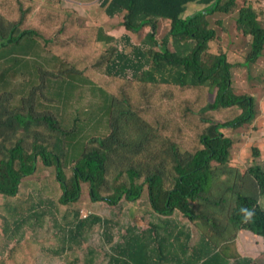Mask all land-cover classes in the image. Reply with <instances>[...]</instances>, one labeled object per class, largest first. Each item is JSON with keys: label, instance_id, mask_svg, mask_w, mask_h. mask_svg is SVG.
<instances>
[{"label": "trees", "instance_id": "1", "mask_svg": "<svg viewBox=\"0 0 264 264\" xmlns=\"http://www.w3.org/2000/svg\"><path fill=\"white\" fill-rule=\"evenodd\" d=\"M215 1L101 0L93 9L97 12L102 7L105 17L97 14L96 21L120 17L131 35H140L150 27L132 52L119 53L111 47L105 56L96 28L85 26L84 21L73 16V10L50 6L60 0H48L42 6L39 0H0V51L8 50L0 55V93L13 88L18 74L25 78L28 88L32 85L28 100L34 98L30 109L28 100L22 99L21 106L11 111L7 107L14 93H4L2 100L7 107L0 102V142L25 135L42 121L49 122V131L60 124L50 115L36 118L35 93L43 85L38 86L36 81L39 73L41 77L43 74L38 71L35 55L28 54L41 46L42 51L53 55L52 59H60L57 51L62 45L77 46L79 53L71 50L63 58L84 77L111 79V92L114 99L121 96L124 114L122 128L112 121L109 135L93 138L69 170L66 148L54 151L39 139L31 149L24 138L13 147L7 143L1 150L5 156L0 157V195L17 196L24 180L54 167L63 187L62 203L74 204L89 197L117 205L123 199L136 201L147 192L157 213L169 216L178 210L197 225L195 212L211 178L209 171L232 161L231 149L236 141L226 137L224 130L252 133L260 127L254 124L251 129L260 113L253 92L256 85L258 88L264 83V0H220L211 13L194 16L193 11L184 16L188 4L208 8ZM163 22L168 30L159 38ZM51 31L56 32L57 42L48 35ZM54 42L57 48L52 46ZM102 87L108 91L109 86ZM141 94L161 112L174 108V113L164 114L172 117L170 125L165 119L153 123L136 118L134 99ZM134 121L140 126L137 136L129 133ZM184 127L188 129L185 135ZM172 132L183 134L182 145L172 142ZM143 135L147 136L145 141ZM252 138L251 154L245 165L238 166L257 181L264 195L262 138L258 143H253ZM230 219L239 228L264 236V210L257 199L237 193ZM86 221L80 222V229ZM91 221L99 223L101 218L93 217ZM170 235L180 240L179 235ZM118 250L113 258L116 264L152 263L147 246L139 241L128 242ZM242 264L253 262L244 260Z\"/></svg>", "mask_w": 264, "mask_h": 264}, {"label": "rangeland", "instance_id": "2", "mask_svg": "<svg viewBox=\"0 0 264 264\" xmlns=\"http://www.w3.org/2000/svg\"><path fill=\"white\" fill-rule=\"evenodd\" d=\"M39 2V5L42 6L46 5L48 0H39ZM52 3L57 4L54 5L56 8L64 7L62 1ZM203 9L205 7L197 3L188 4L184 16L193 14V11L196 14ZM98 10L99 12L89 13L90 15L84 13V16L74 9L73 16L84 21L85 26L96 28L95 32L102 34L98 40V44L102 47L101 51H104L102 55L107 56L106 50L111 47L116 48L119 53L132 52L133 47L136 44L139 45L146 33L150 31V27H148L140 35H131L125 30L120 17L96 21L97 14L99 17H105L104 9L98 7ZM167 30L168 25L163 22L158 34L159 38L164 36ZM48 35L57 42L55 31H51ZM0 39H2L1 36ZM224 40L226 42V39ZM55 42L52 46L57 48ZM42 49L43 46L34 50L33 54H28L29 57L35 55L34 59L38 61V71L40 70L43 74L41 77L39 73V80L36 81L38 86L43 84L42 88L35 93L36 118L50 115L60 123V128L57 126L53 131H49V122L42 121L25 135H17V138L11 141L10 137L7 140L3 139L0 142V157L5 156L4 151L1 150H4L3 146H6L7 143L13 147L18 139L24 138L26 146L31 149L39 139L54 151L58 148H66V170H69L81 159L93 138L109 135L113 127L112 121L116 122L117 128H122L124 115L120 108L122 100L120 95V99H114L111 92V79L95 76L84 77L73 70L63 57H66V52L71 50L79 53L80 49L77 46L62 45L61 49L57 51L58 53L56 52L61 56V60L52 59L53 55L42 51ZM7 51V49H2L0 55H4ZM69 54L76 56L74 53ZM2 70L0 69V75ZM14 79L13 88L0 93V102L5 107H7L6 102L2 100L4 93H14V97L7 107L11 111L21 106L22 99L28 100V90L30 89V95L33 89L32 85L27 87L23 76L17 74ZM248 83L250 84V82ZM102 85L109 86L108 91L103 89ZM243 85L247 86V83H243ZM255 88L253 94L259 103L257 107L263 108L264 100L260 95L264 93V83L260 88H257V85ZM146 98L147 96L141 94L134 99L138 113L136 118H142L145 122L149 120L153 123L165 119L170 125L172 117L164 114L174 113V108L170 107L169 112H161L154 103H148ZM33 102L34 98H29L28 109ZM143 111H146L147 115ZM256 118L251 129H254ZM144 121H140L141 125H144ZM134 123L136 122L130 124L129 133L131 136L133 134L137 136L140 130V126H136ZM184 124L188 127L186 123ZM76 125H78L77 129ZM186 127L183 129V134L185 135L186 130L189 129V136H191L193 133L191 126L188 129ZM183 134L180 132L170 133L172 142L182 145ZM223 134L236 141L235 146L231 149V160H235L239 165L243 162L244 165L252 151L251 145H249L251 134H253L252 142L258 143V133L227 129ZM145 135L141 137L144 141L147 137ZM7 156L8 154H6V158ZM222 168L224 169L222 170ZM222 168L212 167L209 171L208 176L211 178L204 188L203 200H198L195 212L198 216L197 225L185 219L178 210L169 216L157 213L151 207L147 192L136 201L123 199L117 205L105 201L96 202L90 200L89 197H84L81 202L74 204L62 203L60 198L63 194V187L57 179L55 168L48 167L42 172L40 170L21 183L17 196L0 195V264H52L54 263L53 259L57 256H59L60 264H116L113 258L117 256L118 247L128 242L139 241L148 245V242L152 240L153 244L156 243L154 248H158L157 243L160 240L157 237L167 231L165 222H167L168 229L174 233L176 230H183V227L188 230L193 229V231L196 229L192 236V242H195L197 238L202 239L203 222L216 225L215 214L220 216L222 225L233 227L234 223L228 217L231 214L230 210L234 206L237 193L258 200L260 191L257 181L253 177L245 175L242 167L232 163ZM83 212L89 214L88 219L92 217L89 220L86 219L88 223L80 229ZM93 217L101 218V222H92ZM151 231L152 237L149 236ZM252 234L254 236L253 254L252 258H248L252 259L253 264H260V260H255V258L260 257V253L261 257H264V236L254 232ZM180 238L184 240L183 237ZM181 240H176V237L169 238V242L174 246L184 243ZM241 249L243 250L244 246L236 247V250ZM172 251L171 256L175 253V250ZM240 256L246 257L244 254Z\"/></svg>", "mask_w": 264, "mask_h": 264}, {"label": "crops", "instance_id": "3", "mask_svg": "<svg viewBox=\"0 0 264 264\" xmlns=\"http://www.w3.org/2000/svg\"><path fill=\"white\" fill-rule=\"evenodd\" d=\"M61 1L62 4L64 5V7H61V9L64 10L75 9L82 15H84V13L90 15L93 12H95L93 6L95 7V5L99 4L101 0H61ZM54 5L57 4L54 3L50 4V6L53 7ZM97 12H99V10ZM99 36L102 37V34ZM260 97H262V99L264 100V93L260 95ZM258 108L260 109V113L257 115L255 125L260 124V127L254 130L252 133H258L259 137L262 138V142H261L262 147L260 148V150H262V154L264 156V105L263 108L262 107H258ZM251 135L253 137V134ZM250 141L251 139H249V142ZM232 163L238 165L237 162H235V160H232L231 164ZM258 202L262 207V209L264 210V195L259 194ZM230 211H232V209ZM230 216L228 217L229 219ZM214 217H215V221H217L216 225L214 226L213 224L211 225L207 222H203L204 225L203 237L202 239L197 238L195 242H192V236L196 229L193 231V229L188 230V228L183 227L184 231L180 229V230H176V232L174 233L168 229L167 222H165V227L167 228V231H165L164 234L159 235L158 239L160 241L157 243L158 248L156 249L154 248L156 246V243L153 244L152 240L151 242H148V245H146L147 251L152 258V263L150 264H242L244 260L253 262L251 261L252 259L250 260L248 258L251 257V255L253 254L252 251V244L254 241V236L252 234L253 232L250 233L249 230L241 229L239 228V226L235 224H233L234 228L225 227L224 225L221 224L220 216L218 214H215ZM170 234L173 235L176 234L179 235V237H183L184 240H181V238L180 240L184 241V243L182 242L183 243L182 245L181 243H178V245L174 246L173 244H171V242H169V238H171ZM149 236L150 237L153 236L152 231L150 232ZM237 246L239 247L244 246V249L236 250ZM172 250H175L173 256H171L173 252ZM241 254H244L246 257L243 258H247V259H243L240 256ZM255 260H260V262L264 263V257H261V253H260V257L255 258ZM53 262L54 263L52 264H60V260L58 259V257L54 258Z\"/></svg>", "mask_w": 264, "mask_h": 264}, {"label": "water", "instance_id": "4", "mask_svg": "<svg viewBox=\"0 0 264 264\" xmlns=\"http://www.w3.org/2000/svg\"><path fill=\"white\" fill-rule=\"evenodd\" d=\"M219 2H220V0H216L210 7L205 8V9L197 12L196 14H194V16H197V15L203 14V13L208 14V13L213 12V10L215 9V7L218 5Z\"/></svg>", "mask_w": 264, "mask_h": 264}, {"label": "built area", "instance_id": "5", "mask_svg": "<svg viewBox=\"0 0 264 264\" xmlns=\"http://www.w3.org/2000/svg\"><path fill=\"white\" fill-rule=\"evenodd\" d=\"M92 215V214H91ZM90 215V216H91ZM88 217H89V214H87V213H85V212H83V214L81 215V219H83V220H86V219H88Z\"/></svg>", "mask_w": 264, "mask_h": 264}]
</instances>
